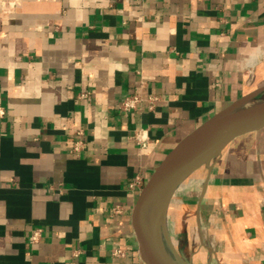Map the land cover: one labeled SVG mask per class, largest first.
Masks as SVG:
<instances>
[{"label":"crops","instance_id":"0c3cea01","mask_svg":"<svg viewBox=\"0 0 264 264\" xmlns=\"http://www.w3.org/2000/svg\"><path fill=\"white\" fill-rule=\"evenodd\" d=\"M263 101L264 0H0V264H146L131 220L155 168ZM163 232L181 264H264V128L176 189Z\"/></svg>","mask_w":264,"mask_h":264},{"label":"water","instance_id":"95a60500","mask_svg":"<svg viewBox=\"0 0 264 264\" xmlns=\"http://www.w3.org/2000/svg\"><path fill=\"white\" fill-rule=\"evenodd\" d=\"M226 108L184 136L145 183L132 212V233L146 264H181L163 232V217L176 189L208 165L235 138L264 128V101Z\"/></svg>","mask_w":264,"mask_h":264},{"label":"built area","instance_id":"2783aa9c","mask_svg":"<svg viewBox=\"0 0 264 264\" xmlns=\"http://www.w3.org/2000/svg\"><path fill=\"white\" fill-rule=\"evenodd\" d=\"M156 100L155 96H151L148 98L150 108H153V103ZM144 101V97L140 92H130L124 95L122 98L121 104L119 109L123 112H132L141 108V105ZM7 115V108L0 102V120L4 119ZM137 140L139 141L140 145L143 147L147 146L149 142V137L144 129L137 130L135 133ZM83 147L82 140L76 142L74 149L76 151H80ZM141 184L140 177H136V179L131 182V186L134 187L136 185ZM118 212V209L115 210ZM42 229H36L31 233L29 238L30 243H37L40 238L42 237ZM113 254L116 256H124L125 249L120 247L113 250Z\"/></svg>","mask_w":264,"mask_h":264}]
</instances>
